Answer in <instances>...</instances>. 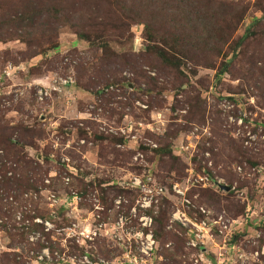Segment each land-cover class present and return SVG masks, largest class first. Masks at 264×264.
Masks as SVG:
<instances>
[{
	"label": "rangeland",
	"instance_id": "obj_1",
	"mask_svg": "<svg viewBox=\"0 0 264 264\" xmlns=\"http://www.w3.org/2000/svg\"><path fill=\"white\" fill-rule=\"evenodd\" d=\"M227 1L243 18L215 36L226 42L219 54L191 53L198 66L182 68L187 79L142 62L93 90L101 52L71 25L37 56L20 41L0 43V137L22 139L32 162H14L0 144V264H264V76L254 70L264 67V39L231 61L262 14L257 0ZM198 13L191 42L212 43ZM144 32L132 26L113 49L140 55ZM149 77L160 92L148 90ZM29 170L44 180L37 189L9 184Z\"/></svg>",
	"mask_w": 264,
	"mask_h": 264
},
{
	"label": "trees",
	"instance_id": "obj_2",
	"mask_svg": "<svg viewBox=\"0 0 264 264\" xmlns=\"http://www.w3.org/2000/svg\"><path fill=\"white\" fill-rule=\"evenodd\" d=\"M256 6L262 17L256 19L235 42L232 49L238 53L232 58V62L244 59L247 55L245 50L252 43L264 39V0H257ZM234 8L227 0H196L194 3L193 0H17L16 3L14 0H0V43L20 41L28 46L29 55L37 56L44 54L47 46L52 50L56 49L60 28L71 25L77 36L87 42L92 50L101 52L98 58L100 64L96 68L97 77L90 79V84L88 83V87L93 90L97 86L96 80L107 83L109 79L106 80L105 77L114 78L122 72V68L131 65L134 68L136 65L139 69L138 64L142 62L148 63L146 65L149 68L157 69L159 73L175 74L174 76L187 79L182 68H187L190 63L198 66V62L191 58L192 52L207 48L212 52L216 46L220 47L218 54L223 51L226 42L217 43L215 36L220 32L227 34L232 22L239 21L245 14L243 12L241 16H237ZM218 11L221 18H218ZM194 13L205 16L199 25L205 29V35L210 34L208 38L212 43L201 44L197 41L198 44L195 45V42H191L190 31H187ZM169 20L174 21L168 23ZM137 24L145 26V52L140 55H134L133 51L117 53L112 44L122 45L121 40L132 39L131 29ZM211 64L213 65V62ZM254 70H260L264 76V67L256 65ZM226 71L227 64H223L218 76ZM81 72L87 75L85 68ZM142 73L140 75L146 79ZM149 79L153 88L148 90L160 92L159 79ZM111 84L110 81L106 86ZM184 86L185 83H181L177 89L183 91ZM261 87L262 83L258 90ZM197 100L199 101V98ZM19 130L26 132L27 128L21 126ZM11 141L0 137V144L9 147L14 162L31 166L32 162L23 154L27 145L22 139ZM158 153L162 154V157L172 156L171 151L159 150ZM31 173L29 170L25 177L14 178L9 184L16 185L17 191L37 189L38 182L42 179L38 180L32 175L34 173ZM213 198L216 199L217 196L213 195ZM218 199L217 202L221 204L220 198ZM233 203L231 202V206ZM238 207L237 214H245L246 209Z\"/></svg>",
	"mask_w": 264,
	"mask_h": 264
},
{
	"label": "built area",
	"instance_id": "obj_3",
	"mask_svg": "<svg viewBox=\"0 0 264 264\" xmlns=\"http://www.w3.org/2000/svg\"><path fill=\"white\" fill-rule=\"evenodd\" d=\"M39 95L41 96V98L44 96V95H46L47 96V92H43L42 90L39 92ZM200 180L202 181V182H205V181H208V179L207 178H200ZM148 181H151V179H149ZM132 185H133V187L134 188H137V189H140V190H142L143 192H149V193H151L152 191L151 190H148V185H145L144 184V182L140 179V178H134L133 180H132ZM174 191L178 194V195H182V196H184L185 194H184V192H182L181 190H179V185H175L174 186ZM157 193L158 194H162L163 193V189L162 188H160L158 191H157ZM186 203H190V202H186ZM146 204H148V203H146ZM197 227V226H196ZM203 229V228H202ZM196 237L197 238H199L200 237V235H196ZM147 249H149L150 251L152 250V247L151 248H148V244H149V241L150 240H152V236H148L147 237Z\"/></svg>",
	"mask_w": 264,
	"mask_h": 264
},
{
	"label": "water",
	"instance_id": "obj_4",
	"mask_svg": "<svg viewBox=\"0 0 264 264\" xmlns=\"http://www.w3.org/2000/svg\"><path fill=\"white\" fill-rule=\"evenodd\" d=\"M223 189H225V191H230L228 187H224Z\"/></svg>",
	"mask_w": 264,
	"mask_h": 264
}]
</instances>
